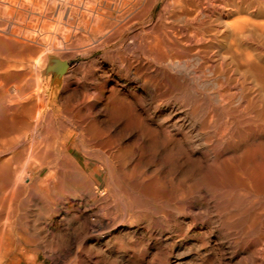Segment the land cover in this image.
<instances>
[{"label": "bare ground", "instance_id": "obj_1", "mask_svg": "<svg viewBox=\"0 0 264 264\" xmlns=\"http://www.w3.org/2000/svg\"><path fill=\"white\" fill-rule=\"evenodd\" d=\"M65 1L62 3L57 0H0L1 81L9 75L24 79L25 75L29 73L27 70L31 65L29 61H32L29 57L31 54L37 65L43 64L44 51L52 44L49 43L52 42L50 39H60V42L64 41L69 45L70 41L78 40V33H81V30H85L93 34L89 36L93 41L84 36L86 34L83 36L81 34L82 41L79 37L81 42L85 43L83 37L87 38L85 40H89V42L86 41L87 44L83 43V49L79 48L82 49L81 53L83 51L85 53L105 52L109 51L108 49L112 46L117 51L120 60L138 56L144 58L143 61L145 60L147 66H144V62L141 64L143 66L138 64L137 72H141L139 74L142 75L144 73L146 77L153 79L151 85L146 88L156 102L155 110L162 112L165 109L164 106L169 107L171 104L194 105L192 110H188L191 118L196 122L202 114L204 117L202 123L209 122L210 125L212 121H216L215 115L220 107L222 114L228 118L231 117L238 128L256 126L260 121L264 122V0H220L221 2L218 1L219 7L215 1L214 3L211 1L210 9H207L209 6H206L205 10V7L202 6L196 8L199 11L191 10V6L196 0H165L163 9L156 17L153 16L152 9L160 0ZM153 19H155V23L149 25L150 27H145L144 24ZM54 20L58 21V27L54 24L55 28H53L51 22ZM81 42L75 41V45L78 43L83 45ZM53 43H55V47L58 44L57 42ZM89 43H93V45L90 46ZM66 44L63 45L70 48ZM72 45L74 44L72 43ZM75 45L72 46L73 49ZM52 46L54 45L52 44ZM52 46V49L55 48ZM57 48H59V44L56 51ZM52 49L51 51L54 50ZM61 49L63 50V47ZM60 53L58 52V54ZM106 61L103 59L100 62L102 63L100 69L104 70ZM134 61L132 59L133 63ZM57 62L61 63L53 71L59 75L61 80L60 73L66 68V60L61 61L60 58L52 57L45 72L53 68ZM127 65L123 71L130 74L131 64L129 68ZM207 71L213 74L210 75L211 78L207 77ZM39 75L37 74L33 80L29 79L31 80L29 82L25 80L29 77L27 76L25 81L22 80L23 83L17 84L16 81L10 86H6L0 81V264H16V259H22L18 256L19 254L16 255L17 252L15 255L12 254L15 252L14 250L10 254L13 238L11 224L17 216V206L22 202L20 199L22 194L28 193L30 196L25 198L30 200L31 196L38 199L42 203L43 209L48 206L44 204V195L39 191V188L42 189L51 174H48V178L43 177L42 169L46 166L48 168L52 163L56 166L59 164L65 169H68L66 166H72L74 169L77 165L90 164L91 161H82L78 158L76 154L78 151L91 159L97 156L95 157L97 160L103 154L99 152L100 155L98 152L90 150L91 143L89 144V140L86 141V137L77 140L78 137H74L78 132L75 126L71 128L69 124L72 122L69 121L68 124L60 116L61 119H58L53 127H49V131L53 133L52 137L42 136L43 138H40L42 134L36 135V133L34 136L32 135L30 141L23 143L27 138L28 131H32V134L40 132V126L42 127L43 124L41 122L42 124L39 126L37 118L40 116L38 113L34 114L38 105H40L39 108L44 105V102L42 105L39 104L42 99ZM134 75L137 76L136 73ZM20 80L18 81L20 82ZM101 84L104 86V83L101 82ZM32 88L34 89L32 90ZM235 95L242 99L239 101L241 103L240 106L237 105L238 107L234 106ZM205 101H207V105L204 107L202 104ZM138 103H142L139 96L127 100L118 93L112 94L110 107L108 106L111 115L109 118L126 117V122H128L126 127L134 125L135 128L136 125H140L142 135H139L152 134L155 136L159 131L156 132L151 121L147 122L140 116L137 107H135ZM145 104L148 105V103ZM143 107L145 108V106ZM33 109L34 113L31 112ZM155 112L151 114L150 110L147 116L153 119ZM30 114L36 116L33 115V121L30 120L32 118L29 119ZM205 117H207L206 120ZM38 121L40 122V120ZM220 124L215 126L219 133L223 134L230 130L229 122ZM243 124L246 125L243 126ZM131 128L133 127L131 126ZM127 130L129 129L127 128ZM240 130L236 129L235 131L239 132ZM30 132L29 134H31ZM45 133L47 134L46 131ZM23 134H26V138L23 139V142H19ZM230 134L232 135V133ZM23 136L25 137V135ZM139 138L141 137L139 136ZM143 138L145 137L143 136L141 139ZM188 138L180 139L167 134L165 138L156 136L152 141L150 140L152 150L156 154L161 149L170 151V155L161 156L160 176L157 179L158 186L152 193L153 196L150 195L151 193L145 197L140 195L141 198L134 195L136 200L132 201L130 198L129 202L126 195L122 196V198L128 199L126 202H118L113 205L114 200H112L113 202L110 200L111 202L108 201V203L96 202L95 205H92L87 198L78 196L77 199L73 198L63 206L68 211L78 212L86 222L93 220L92 227L100 232L101 230H110L119 223L125 222L128 214L143 212V222L140 221L143 223L140 227L141 231L135 233L133 231L134 234L124 243L120 242V238H118L119 241H112V236L109 238V235H99L96 242H93L95 244L85 250V241L89 239L90 235L86 233L87 230L84 233L78 232L79 230L74 232L76 228L74 230L71 228L73 231L70 230L71 232L62 234L65 237L60 235L63 241L56 235L60 238V242L62 241L60 243L54 237L56 233H50L52 224L45 220L43 215L45 213L38 211L37 219L34 217L35 222L32 224L34 233H31L32 231L30 233L39 237L38 245L47 252L46 258L53 264H264V139H257L254 136L246 138L223 136L196 142V139ZM141 139L138 140L144 144V139ZM137 145L139 147L138 142ZM147 145L150 149L151 145ZM198 146L209 148L200 151L197 155ZM144 150L146 149L144 148ZM148 150L146 153L151 149ZM14 158L16 159L14 160ZM105 158L106 155L103 160ZM158 158L160 159L159 156ZM18 159H24L26 162L17 172L16 167L13 168L12 162L17 160L16 164H20L21 161L18 162ZM100 159L102 160V158ZM36 160L42 162L41 167L39 166L41 171L34 178L36 186L21 184L27 168L31 169L34 162H37ZM109 162L111 161L109 160ZM53 164L52 167L55 166ZM109 165L112 166L110 163ZM17 168L19 169V167ZM79 169L80 167H78ZM71 174L73 173L71 172ZM71 174H69V178ZM73 176L79 178L76 174ZM73 176L72 178H74ZM87 176L85 177L87 178ZM82 178H80V183L85 186L86 190L89 189V184H92L93 181L90 182L87 180L88 178ZM115 179L112 178V180ZM117 180L115 183L120 182ZM73 181L76 179H72ZM119 185L118 183L117 186ZM112 187L114 188V182L109 189ZM123 190V194L126 193L125 189ZM87 191L89 193V190ZM89 195L91 194L89 193ZM106 196L103 197L108 200V196ZM134 196L133 199H135ZM25 198L23 197V199ZM95 198L97 197L95 196ZM137 198L139 199L137 200ZM20 200L21 202H19ZM25 207L22 208L25 209ZM92 211H100L102 216L100 214L101 217L98 219H92ZM75 216L73 217L75 218ZM135 216L134 218H137ZM77 218L79 220L78 216ZM4 221L11 223L9 226L8 223L4 225ZM15 222L13 223L15 224ZM83 224L79 226L84 229L86 226ZM40 247L38 246V248ZM23 249L28 250L27 247ZM91 251H94V254ZM26 255L24 256L26 257ZM28 256L32 257L28 264H42L39 260V250L33 256L30 254ZM27 257L24 259L29 260L30 257L28 259ZM7 258H9V262H6Z\"/></svg>", "mask_w": 264, "mask_h": 264}, {"label": "rangeland", "instance_id": "obj_2", "mask_svg": "<svg viewBox=\"0 0 264 264\" xmlns=\"http://www.w3.org/2000/svg\"><path fill=\"white\" fill-rule=\"evenodd\" d=\"M58 1L62 2V3L66 2L65 0H57V2ZM196 1H195L196 6H195V3H194V5H193L194 7L191 6V8H192L191 10H194V9L196 10V8L198 9L199 7H202V6L205 7L204 8L205 10H206V8L208 6L209 7L207 9H210L212 7V5H211L212 2L211 1H213V3L215 1V4H217V5L220 4L218 2L220 0H210V1L209 0H196ZM209 2H210V4H209ZM164 4H165V0H160L155 5V7L153 8L154 10L152 9V13H153L154 17H156L161 12V10L164 7ZM219 6L220 5H218L217 7H219ZM196 11H199V10H196ZM57 22L58 21H56V20H54V22L53 21L51 22L53 28H55V25H57L56 27H58L59 24ZM153 23H155V19H153L152 21L146 22L144 25H145V27H148L149 25L151 26ZM79 33H78V40H74L73 42L70 41V43L68 42L69 45L66 44L67 42H64L62 40L61 41L63 43L60 42L59 41L60 39L56 40V39L53 38V40H56V41H53V40L50 39V41H52V42H49V43H52L54 46H52V44H51V45H49V48H47L44 51L45 58L43 60V62H44L43 64L40 63V64L37 65V63H35L34 60H33L34 58L31 57L33 55L31 54L29 56L31 58L30 60H32V61H29V62H31V65H30V68H28L29 70H27V72H29V73H27L28 75L26 74L29 77H27L25 75L24 79L27 77V79H25V80H28V82H29V81L33 80L34 77L37 74H40L39 75L40 79H41L40 80V84H41L40 96L42 95V99H40L39 104L42 105V102H44V105L41 106L42 108H39L40 105H38V108H35L36 109L35 113H34V109L31 112L34 113L35 115L38 113L40 117H38L39 119L37 118V122L39 123V126L42 123L43 124H42V127L40 126V130L42 132L41 131L40 132H34L32 134L31 133L32 131L31 132L28 131L27 132V138L30 135L28 140L26 138V134H23V135H25V137L22 135L21 136L22 139L20 137L21 140H19V142H21V141L23 142L24 138H26V139H25V141L23 143L30 141L29 139L32 138L36 133H37L36 135H38V134L41 135L42 134L40 136V138H43L42 136H44V137H46V136L47 137H52L53 133L51 131H49V129H50L49 127H53L54 124L58 121V119H61L63 117L64 121L66 120V122L68 124H69V121L72 122V123L69 124V126L71 128H73L75 126V128L77 129L78 132H76V133L78 135L77 134L74 135V137L75 136L78 137V138H76L77 140H79V138L82 139L83 137H86L87 138L86 141L89 140L88 141L89 144L91 143L90 145L93 147L92 148L90 146V150L94 151L95 153L96 152H98V153L101 152V154L102 153L103 154H102V157H100L99 156L100 153H99L98 154L99 157H98V160H97L95 158L97 156H95V157H93V159H91V158H89L87 156H84V154H82L81 152L78 151L76 153L78 158L80 160H82V161L83 160L89 161V162L91 161L90 164L83 165V166L77 165V166L74 167V169H72L73 168L72 166H68V167L66 166V168H68V169H65L64 167H62L59 164L56 166L55 164L52 163L53 165H55L54 166L55 168L52 167V164H51V166H49L50 168L49 167L46 168L47 166L45 168H43L42 169V176L43 177L46 178L49 173L51 174L50 178L47 177L49 180L47 179V181H46L47 183L42 187V189L39 188V186H38V188L40 189L39 191L42 193V195H44V197H43V199H44L43 201H45L44 204L46 206L48 205L47 207H44V209L42 208L43 206L41 207L42 203L39 202L38 199L33 198L31 196V200H30L29 198H25L27 196H30L28 193L22 194V198H20V199H22V202L20 200L19 202H21V204L19 205V203H18V206H17L18 210L16 211V213H17L16 215L17 216H15L16 218L13 221V222H15L17 220V222H15V224L12 222V224H11L12 236H13V238H12V246L11 247L13 249L12 248L10 249V254L14 250L15 252H13L12 254L15 255V253L17 252L16 255L19 254L18 256L22 258V259H19L16 256L18 258V259L15 258L16 262H17L16 264H28V263H30V260L32 259V257L28 256V254L33 256L38 250H39V260L42 262V264H50L51 263L50 260L48 258H46L47 257L46 256L47 252L44 250L43 247H40V245H38L39 237H36V235L31 234V233H34L33 230H32V228H33L32 224H34V222H35L34 217L37 219L36 216H37V214L40 211L45 213V214H43L45 220L47 222L50 221V224H52L50 233H52V232L54 234L56 233L55 236L53 234L52 235L55 237V239L57 241L60 238H61L60 240L63 241L62 237H65V235H62V234H66L67 232H71L70 230H72V229L74 230V228H76V230H74V232H77V230H79L78 232H83L84 233L87 230L86 233L88 235H90V237H89V239L87 241H85L86 242L85 243L86 247L84 246L85 250L89 249V247H91V245L95 244L93 242H96V239H97V237L99 235L100 236L109 235L108 236L109 238H111V236H112V238H111L112 241H119L118 238H120L121 239L120 242L124 243V242H126V240H128L131 237L132 234H134L135 232H139V230L141 231L140 227L143 224L142 222H143V217H144V214H142L143 212H138V213L137 212H133L130 215L128 214L126 216V218H125L126 220H124L125 222L119 223L118 225L114 226V228H111L110 230L108 229L109 232H108V230H101V232H100V230H97L96 228L92 227L93 226V223H92L93 220L90 221L91 223L90 222H86L84 220V217H82L78 212H76L74 210L68 211L63 206L66 205L68 203V201H70L71 199H73V198L77 199L78 196L82 197V198H85V199L87 198L89 203L92 204V205H95L96 202L97 203H100V202L101 203H104V202L108 203V201H110V200L111 201L114 200V202L112 201L113 202L112 205L114 203L117 204L118 202L119 203L120 202H126V200H128V199H129V202H130L131 199H132V201H135L136 197H140V195L142 197L143 196L145 197L147 194L149 195L150 193H151L150 195L153 196L152 193L154 192V190L158 186V180L157 179H158V176H160V169H159L160 165L159 164H160V161H161V156L165 157V156H167V154L170 155L169 154L170 151L167 150V149L166 150H162L161 149L160 152H158L157 154L155 152H153L151 141H152V139L154 137L158 136L159 138H165L167 136V134H171L174 137H177V138H180V139H184V138H187V137H189L188 139L192 138V140L196 139L195 140L196 142H199L201 140L204 141V139L206 140L208 138H220V137H223V136L224 137H235V138H237V137H245L246 138L247 136L248 137L249 136L250 137L254 136L257 139H264L263 138L264 137V122L263 121H260L261 124H260V122L257 123L258 124V125H256L257 127L255 125L247 127V126H245L246 124L245 125L243 124V126H245V127H243V126H241V127H243L245 129L244 130L243 128H238L236 122L233 121V119L231 117L230 118L232 120L230 118L226 117L224 114H222L220 107H218L217 113L215 115V120L216 121H212L210 125L208 124L209 122H206L205 124L202 123L203 118H204L202 114H201L200 118L198 117V120L196 121L197 123L191 118L189 111L192 110L194 105H183V104L175 105V104H171V106H169V107L164 106L165 109L162 112H159V111L155 110L154 105L156 104V102L152 99V97L150 96V94L148 93L147 88H146L149 85H151V81L153 79L146 77L144 73L142 75V74H139L141 72H137V70H138L137 68H139V65L143 66V65H141L143 62H144L143 63L144 66L146 65L145 60L143 61L144 58H141L142 56H138L137 58L136 57L135 58L134 57H127L124 60H120L117 51H115L114 47L112 48V46H111V48L108 49L109 51H105V52H103V51H92L90 53H85L83 51V53H81L82 52L81 50L83 49L84 44H87L86 41L89 42V40H85V39H87L90 35L92 36L93 34L92 33L90 34L89 31H85V30H81V33L80 34ZM81 34H82V36L84 34H86L84 36H87V38L83 37L85 43L81 42L82 41V36L80 37ZM89 38H91L90 40L93 41L92 37H89ZM75 41L76 42L78 41V42H81V44H83V43L84 44L80 45L78 43V44H76L77 45L76 46L75 45ZM53 42H57L59 44V48H57V51L59 50L58 51L59 53H60V51H62L60 54H58V52L56 51V47H58V44H56L57 46L55 47V43H53ZM72 43L75 45L74 49L72 47V46H74V45H72ZM63 44L64 45L66 44L70 48L64 46ZM70 45H72V46H70ZM88 45L91 46V45H93V43H89ZM51 46L55 47V48H53L54 50L51 48ZM61 47H63V50L64 49H66V50L63 51L61 49ZM77 47H78V49L82 47L81 50L79 49L80 52L77 50ZM51 49L53 51H55V52L51 51ZM47 50H50V51H47ZM103 53H105V54L103 55ZM88 54H89V56H88ZM46 55H48V56H46ZM105 55H106V57H105ZM115 55H117V56H115ZM113 56H114V58H113ZM52 57H57V58H60L61 61H65L66 60V62H67L66 68L64 70H62L61 73H60L61 76H62L61 80L58 77L59 75L56 74L53 71L55 67H59L61 62L60 63L57 62V64L53 68H51L50 70L45 72V69H46L47 65L50 63V60H51ZM97 59H98V61H97ZM103 59L107 60L106 63H105L104 70L100 69V67L102 65V63H100V62ZM108 59H110V60L108 61ZM132 59H133V61L136 60L137 62L134 61V63H133ZM137 59H139V60H137ZM130 60H131V62H130ZM124 61H125L126 65L129 63V65H127V68H129L130 64H131V67H130L131 73L130 74L126 73L125 71H123L124 69H126V65H125ZM132 63H133L134 66L132 65ZM32 64H34V65H32ZM97 64H100V65H97ZM121 65H123V66H121ZM134 71H136V72H134ZM37 72H39V73H37ZM135 73L140 78H138L137 76L135 77V75H134ZM207 73H208L207 77H210V75L211 76L213 75L212 73H210L208 71H207ZM30 75L31 76L34 75V76L31 77ZM14 77H16V76L9 75L8 77H6V79L4 78L3 81H1L2 79H0V81L4 85L6 84V86H10V85H12V83L15 84L16 81H17L16 82L17 84L18 83H23V81H25L21 77H20L21 80L18 77H16L18 79L14 78ZM29 79H31V80H29ZM18 80H20V82ZM9 82H10V84H9ZM101 82L104 83V86H103V84H101ZM148 82H149V84H148ZM100 84L102 85L101 86L102 91H100L101 90L100 87H99ZM145 85H147V86H145ZM33 89L34 88H32V90ZM116 93H118V95H120V96H124L127 100L128 99L132 100V99H135L136 97L139 96V98L142 99V103H140V104L138 103L137 105H135V107H137L136 109H138L137 112L140 114V116H142V118L144 120H147V122L151 121V123H152L151 125L152 126L154 125L153 127L156 129V132L159 131V133H156L155 136L152 135V134H149L150 136L148 134L143 135L145 137V138H143L144 139L143 140V139H141L143 136H141L142 135V132H141L142 130L140 129L141 128L140 125H136L135 124L137 126V127L135 126V128H134V125H131L133 128H131V126H129L131 128L130 129L128 126L126 127V125H128V122H126L127 121L126 117L116 118L117 120L112 118V117H111L112 119L109 118L111 116L110 113H109L110 111H108V109L110 107V101H111V98H112V94L115 95ZM234 99L233 100L236 101V102H234V106L235 105L236 106L239 105L241 103L239 101H242V99L238 95H235ZM41 100H43V101H41ZM143 100H145L144 103H143ZM145 103H148V105L145 104ZM202 105L205 107L207 105V101H205V103H203ZM143 106H145V108ZM178 106H180V107L178 108ZM172 109H174V110H172ZM150 110H151V114L154 111H156L153 119L150 118V116H147L148 115V111L150 112ZM201 110H202V108H201ZM164 112H166L167 114L166 113L164 114ZM169 112H171V113H169ZM176 112H178V113H176ZM30 115H29V119L35 116V115L34 116L33 115L30 116ZM171 115H173V116H171ZM145 116L148 117V118H144ZM184 116H185V118H184ZM26 117L28 118V116H26ZM199 119H201V120H199ZM206 119H207V117H205V120ZM30 120L33 121V118L30 119ZM38 120H40V122ZM114 120H116V121H114ZM112 121H114V122H112ZM224 122L225 123L229 122V124H231V125H230V130L228 132H225V133L222 134L221 132L219 133V131H217V127H215V126L219 125L220 123L223 124ZM92 123H96V124H92ZM201 123L203 124V126H202ZM232 123H233L234 126L232 125ZM47 125H48V127L46 128ZM231 126H232V128H231ZM43 127H44V129H42ZM165 127L167 129H163ZM127 128L130 131L127 130ZM236 129H237V131H238V129H241V130L239 132H237V131H235ZM43 130H45L48 135L45 133V131L43 132ZM234 131H235V133L233 134ZM29 132L31 134H29ZM82 132H83L84 136H81V135H83V134H81ZM160 132H162V133H160ZM242 132H244V133H242ZM230 133H232V135ZM139 134H141V135H139ZM139 136L141 138H139ZM148 137H150L151 139L148 138ZM138 139L139 140L140 139L143 140L144 144H142V141H139ZM135 140H136V142H135ZM137 142L139 144V147H138V145L136 146ZM140 144H142L143 148H141L142 146L140 147ZM147 144L151 145V147H150L151 150L148 148L149 145H147ZM145 145H147V146H145ZM144 148L146 150H144ZM208 148L206 146H201V147L198 146L197 149L199 151L197 152V155L199 154L200 151L206 150ZM148 149L150 150V152L146 153ZM161 152H164L165 154L162 153L163 154L162 155ZM148 154H149V156H146ZM104 155H106V158L103 160ZM158 156L160 157V159L158 158ZM99 158H102V160L100 159L101 160L100 161ZM108 158H110V159H108ZM15 159L16 158H14V160ZM106 159H108V160H106ZM19 160L22 162V164H21V162ZM109 160L111 162H109ZM16 161L12 162V166H13V168L16 167L17 172H18V170L20 171V169L22 168L21 166L25 164L26 160L24 162V159L23 160L18 159V162H20V164H16ZM105 161H106L107 165L105 164ZM102 162H103V164H102ZM108 162L112 166H110ZM41 163H42L41 160H38L37 162H34V164L36 166L33 164V167L31 169L27 168L26 172L24 173L26 175V180H25V175H24L23 179L25 180V182L23 180V183H21V184L24 185L26 183L25 185H29V186L34 185V186H36L35 184H37V183H35V179L34 178H36L35 176L38 174L39 171H41L40 170V167H41L40 164ZM17 167H19V169ZM70 167H71V169H70ZM78 167H80L79 170H78ZM54 169H55V171H53ZM77 170L81 171V172H78ZM27 172H28V174H27ZM71 172L73 174H76L79 178H76V176H73V174H71ZM106 173H107V175H106ZM69 174H71L70 178H72V176H73L74 178H72V179H74V180L76 179V181L72 182V179H70L68 177ZM83 174H85V175H83ZM110 175L113 176L112 177L113 179L114 178H116V179L112 180ZM85 176H87L88 179ZM82 177L84 179H87L88 181L90 180V182L91 181L95 182V184H93V182H92V184L90 183L89 184L90 186L88 187L89 189H87V190H89V193L91 195H89L88 191L84 188L85 186H83L80 183V180H81L80 178H82ZM109 178H110V181H109ZM68 180H70V181H68ZM111 180L114 182V188L112 187V189L114 191L112 189H109V188H111V185L113 186V182ZM116 180H117V182L120 181L118 183L121 186L120 185L117 186L118 183H115ZM26 181H28V182H26ZM31 182H32V184L30 185ZM109 184H111V185H109ZM72 185H74V186H72ZM115 186H116V188L117 187L118 188L116 189ZM82 187L84 188V190H83ZM118 189H119V191H118ZM120 189H122V190H120ZM123 189H125V191H126V193H124V194H123V192H124ZM148 189H151L152 191L148 190ZM69 190H71L72 193ZM93 190H95V192H93ZM111 190L114 193H112ZM96 192H98V193H96ZM103 192H104V194H101ZM119 192H120L121 195L119 194ZM106 194L108 196V200L106 198L107 197ZM88 195L91 196V197H89ZM100 195H102V196H100ZM104 195L106 196L105 197L106 199H104V197H103ZM131 195H133V196L135 195L136 196V197L134 196L135 199H133V196H131ZM154 195H155V193H154ZM95 196L97 198H95ZM98 196H99V198H98ZM122 196H126L128 199L126 197L122 198ZM23 197L25 199H23ZM93 198H95V200L97 199L98 201L99 200L100 201L99 202L97 200L95 201V200H93ZM119 198L120 199L122 198V200H119ZM27 199H28V201H27ZM138 199L139 198H137V200ZM93 201H95V202H93ZM60 202L61 203L63 202V204H61ZM22 207H25V209H23ZM54 207L56 208V211H57L56 213H55V208ZM51 210H53V211H51ZM92 212H93L92 216H91L92 219H98V217L102 216V214H101L102 212H100V211H92ZM35 213H36V215H35ZM134 213L137 214V215L135 216ZM100 214H101V216H100ZM66 216H67V218H66ZM73 216H75V218ZM77 216L79 217V220H78ZM134 216L137 217V218H134ZM69 217H70V219H69ZM81 217H82V219H81ZM46 218H48L49 220H47ZM132 218H134V219L132 220ZM82 221H83V223L85 222L86 224L85 223L83 224ZM138 221H139V224H138ZM140 221H142V222H140ZM18 222H19V224L20 223L21 224L19 225ZM7 223L8 222L4 221V225H6ZM9 223H11V222H9ZM9 223H8V226H9ZM81 223L84 226H86V227H84V229H83L82 226H79V225H82ZM13 224H14V226H13ZM23 225H24V227H23ZM59 225H61L62 228ZM64 225H65V228H64ZM69 225H71V226H69ZM8 226H7V228H8ZM57 227H59L60 229L57 228ZM63 228H64L65 231L63 230ZM56 229H58V230H56ZM55 230H56V232H55ZM67 230H69V231H67ZM89 231H90L91 234L88 233ZM133 231H134V233H133ZM56 235H58L59 237L61 235L62 237L59 238ZM31 236H32L33 239L31 238ZM26 238H28V239H26ZM60 240H59V242H60ZM15 241L18 244L17 243L15 244ZM36 243H37V246H36ZM19 246H21L22 248L19 247ZM38 246L40 248H38ZM18 247L20 248V250L18 249ZM26 247L28 248V250L27 249L26 250L23 249V248H26ZM22 249L24 250V252H23ZM20 251H21V253H20ZM91 252L94 254V251H91ZM31 253L32 254L34 253V254L32 255ZM25 254H27L26 257L28 256L27 259L30 257L29 260H25L26 259V257L24 256ZM8 259L9 258L6 259V262L10 261ZM17 260H19L20 262H18ZM51 264H53V263H51Z\"/></svg>", "mask_w": 264, "mask_h": 264}]
</instances>
